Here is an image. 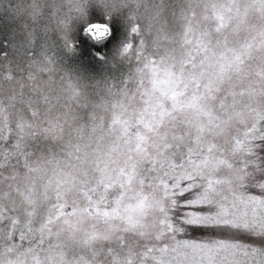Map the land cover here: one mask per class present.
Listing matches in <instances>:
<instances>
[{
	"label": "snow or ice",
	"instance_id": "snow-or-ice-1",
	"mask_svg": "<svg viewBox=\"0 0 264 264\" xmlns=\"http://www.w3.org/2000/svg\"><path fill=\"white\" fill-rule=\"evenodd\" d=\"M0 264H264V0H0Z\"/></svg>",
	"mask_w": 264,
	"mask_h": 264
}]
</instances>
